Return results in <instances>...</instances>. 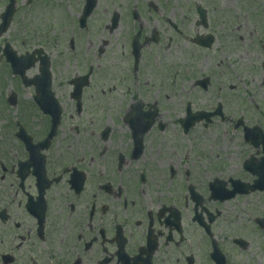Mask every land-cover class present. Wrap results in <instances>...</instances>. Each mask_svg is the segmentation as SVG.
I'll use <instances>...</instances> for the list:
<instances>
[{
  "label": "flooded vegetation",
  "instance_id": "1",
  "mask_svg": "<svg viewBox=\"0 0 264 264\" xmlns=\"http://www.w3.org/2000/svg\"><path fill=\"white\" fill-rule=\"evenodd\" d=\"M64 1L67 4H63ZM89 1L0 0V20L6 6L12 3V21L24 16L26 19L41 18L47 21L55 6L66 5L65 11L70 19L78 22ZM156 1L129 0L131 4L125 13L114 9L109 19L116 12L117 16H114L118 19V26L123 17L124 20L132 18L134 10L135 32L139 30L142 33L146 19H150L152 24L158 23ZM253 1L257 5L264 4V0ZM193 3V25L201 27V32L176 29L175 24L167 19L173 33L183 35L188 47L184 55V60H187L184 62V80L189 81L185 107L192 114L197 110L212 112L219 107L222 112L219 120L222 122L227 113L226 97L221 94L225 87L234 93L236 85L230 82L237 81L233 80L232 71L227 68L232 70L239 62L238 57L244 58L239 50L236 51L238 57L235 60L222 58L223 50H229L232 45L223 38L232 37L234 40L239 34L235 33V36L234 30L221 26L219 31L212 29L214 23L206 8L198 2ZM71 7L73 12L70 11ZM146 10L147 18L144 17ZM91 16H94V12ZM54 17H58L56 12L53 13ZM259 27L258 31L254 30L248 35H257L255 41L248 38V47L249 50L260 51L262 57L259 63L264 65V33L263 27ZM153 31L157 34V40L150 44L159 43V33L155 29ZM38 33L43 35L46 31L38 29ZM206 35L212 37L209 45L195 43L198 36L205 39ZM145 38L148 39V36H143L140 42L148 46L149 39L145 43ZM172 40L168 38V43ZM237 46L236 42L233 43V47L237 49ZM4 47L0 38V63L5 66V73L14 80L11 83L0 82V264H231L230 251L223 249L224 241L230 239L231 247L239 250L249 246L248 240L245 239V242L240 236L226 238L222 229L215 227L224 212L221 204L228 202L217 199L215 195L220 198L227 196L218 193L224 188L230 191L231 187L227 186L229 182L226 181L224 186L218 183L216 188L215 180L202 188L198 182L206 179L196 178L195 175L192 178L191 164L194 162L191 159L180 162L170 157V153L167 154L169 149L174 151V145L171 148L166 141L169 134L188 135L189 132H185L181 125L176 126L177 131L174 125L170 128L163 119L165 111L158 112V107L153 123L148 125L146 116L127 104V99L142 101L140 95L156 100L168 99L169 92L152 94V91L143 89L140 95L134 93L136 96L126 93L124 106L122 104L113 114L100 118V124L95 119L92 123L90 121L91 125H84L79 123L78 118L80 120L89 112L97 111L95 107L89 108V105L96 106L93 100H99L104 91L94 89L95 65L90 64L84 69L74 66V72L61 83L55 72L59 66L51 60L49 90L43 82H39L42 85L36 88L33 83L24 84L23 78L11 72L4 58ZM13 48L32 58V66L26 70V75L38 67L42 53L39 54L37 49L46 53L43 45ZM142 48L135 68L131 50L125 53L131 71L137 74L140 73ZM213 49L219 53L214 62L208 55ZM73 56L78 57L77 51ZM231 58H234L233 55ZM201 62L204 68L193 73L192 65ZM146 63L144 60V65ZM103 67L104 64L98 65L97 69L103 70ZM126 73L127 70H124L123 75L126 76ZM238 73L236 68L233 74L237 77ZM163 75L167 78V68ZM204 80L205 84L200 83ZM242 85L247 94H258L260 86L264 87V80L258 83L257 88L250 85V89H246L248 86ZM203 97L215 102L208 106L197 104L202 103ZM246 99V104H242L243 108L235 118L233 129L240 134V144L251 150L243 158L240 172L236 174V179L249 184L257 176L255 171L264 175V109L257 107L253 96L249 95ZM57 105L60 106L61 119L57 126H53L52 116ZM141 106L146 111V107ZM66 116L73 123L64 126ZM240 117L239 125L237 121ZM215 119H210L207 124L203 120L197 125L206 129L204 127ZM189 122L185 120L183 127L186 128ZM196 123L187 128L194 127ZM147 127L141 141L136 140L135 132ZM255 161L260 163L259 167ZM221 175L220 168L207 181L221 179L218 178ZM262 189L247 190L261 202L258 211L261 214L252 217L257 232L264 231ZM258 262L260 264L261 259Z\"/></svg>",
  "mask_w": 264,
  "mask_h": 264
},
{
  "label": "rangeland",
  "instance_id": "2",
  "mask_svg": "<svg viewBox=\"0 0 264 264\" xmlns=\"http://www.w3.org/2000/svg\"><path fill=\"white\" fill-rule=\"evenodd\" d=\"M193 1L206 8L208 16L214 23L211 26L212 29L219 31L218 28L221 26L223 29L234 30L235 36V33L239 34V36L234 37V40H232V37L223 38V40H229L232 45L229 50H223L224 56L222 58L226 57L230 61L237 59V50L244 55L243 59L238 57L239 62L234 66L235 69H239L238 77L233 73L231 74L233 80L237 79L238 81L230 82V84L236 85L234 93H231L225 87L221 94V96L226 97V100H224L225 112L230 116L224 115L223 122L214 120L213 125L207 129L196 126L188 136L175 132L174 135L170 133L167 139L166 137H160L162 140L166 139L171 148L174 145V151L168 150L167 154L170 153V157L180 162H186L189 159L194 162V164H191L192 178L195 175L196 178L206 179L198 182L199 186L203 188V184L210 178L211 174L214 171L218 173L220 168L223 170L221 173L224 174L222 175L224 178L236 175L241 168L242 156L240 155L242 153L249 154L248 149L241 148L240 139L234 133L230 120L232 118L235 120L236 116L239 115L240 110L243 108L241 107L242 104H246V97L253 96L259 108L264 109V87L260 86L261 91L258 94H247L244 85H242V83H245L248 86L246 89H250V85L257 88L258 83L261 84V81L264 80V74L261 72V70L264 72V65L259 63L262 54L257 49L253 50L251 48L249 50L248 47L250 46L248 38L255 41L257 37L255 33H253V36L248 35L254 30L258 31V26L264 25V16L261 17V14H264V4H254L253 0H157L154 4L158 6V23L155 25V23L152 24L150 19H146L142 37L144 35L150 37L152 30L155 29L159 33L160 42L143 46L139 74L132 72L130 63L125 60V53L130 50L127 43L129 34L136 26L134 27L129 18L124 20L125 17H123L118 26L110 30L107 27L110 21L109 14L114 9L125 13L131 4L129 0L100 1L96 10L97 14L91 22V25H93L90 26L91 32L88 34L83 31L77 33L78 30L75 28L74 22L65 11L66 5L62 7L58 5L54 7L51 18L47 21L41 20V18H29L31 24H29L26 31L30 34V42L25 43L26 38L23 27L27 25L25 21L27 19L23 18L17 25V22L13 23L12 29L5 35V39L14 40L13 44L16 48L24 49L33 44L38 46L42 41L35 25H38L40 30L44 29L45 31L49 26L50 31H46L48 34H54L53 30H55L57 35L48 38L49 44H46V47L51 54L53 64L59 66L55 72L58 81L61 83L64 78L74 72V66H76V69H84L91 61L94 65L104 64L102 68L104 72L99 76L100 81L96 82L94 86V89L98 91L99 89H105L106 91L104 95H101V107L96 108L97 111L89 112L87 116H84L85 118H80V120L78 118L79 123L91 125L93 120L98 119L100 124V118L106 117L107 114H113L122 104L124 106L126 93L128 95L132 93L134 96H136L134 93L140 95L143 89L146 90L148 84H150V88H153L152 94L169 92L170 96L168 99L156 100L152 97L148 98L140 95L142 102L145 104L155 103L160 109H158V112L164 110L163 119L169 123L170 128L174 125L175 131H177L173 120L184 111L189 86V81L187 82V79H185V82L183 78L186 71V67L183 68V63L187 62V60H184V55L188 51V47L185 43L186 39L182 35L178 37V34L173 33L167 19L175 24L178 29H183L184 32L189 30L192 33L194 31L201 32V27L197 28L193 25L195 19ZM63 4H67V2L64 1ZM70 11H74L73 7ZM54 12L58 14V17L53 18ZM145 13H148V10L144 11V17L147 18L148 15ZM189 23L192 25H189ZM259 29H262V27H259ZM262 32L264 33V27ZM70 35L74 37L73 49L69 46ZM55 36L61 38V43L58 40V42L55 41L57 39ZM168 38H173V41L168 43ZM235 42L238 44L237 49L233 47ZM75 51H77V58L73 56ZM252 53L256 54L258 60L254 61ZM208 55L211 56L214 62L219 53L217 49H213ZM231 55L234 58H231ZM202 59L201 57L200 60L202 61ZM144 60L147 62L146 65H144ZM226 66L224 68H227ZM166 68L168 71L167 78L163 75ZM203 68L204 63L201 62L192 65L191 70L193 73H197ZM124 70H127L126 76L123 75ZM207 70L209 71V69ZM227 70L232 71L228 68ZM228 80L231 81L229 77ZM170 85H174V87L171 88ZM133 101L135 99H127V104H131ZM213 102H215L213 99L203 97L202 103L197 104L208 106ZM66 118L67 121L63 124L64 126L73 123L68 116ZM93 124H96V122ZM162 147L165 148L164 145ZM173 152L174 156L172 155ZM218 162L221 165L216 167ZM253 197L254 195L249 194L221 205V209L227 212L222 214L215 227L222 229L226 238L240 236L249 241V246L243 250H239L234 246L231 247L230 239L224 241L223 249L230 251L231 264H259V259H261L260 264H264V231L257 232L252 221V217L256 214L260 215L261 212H258L260 211L259 201L253 199Z\"/></svg>",
  "mask_w": 264,
  "mask_h": 264
}]
</instances>
